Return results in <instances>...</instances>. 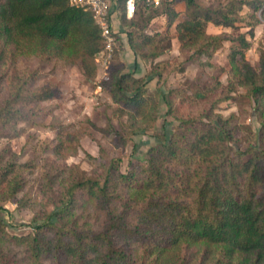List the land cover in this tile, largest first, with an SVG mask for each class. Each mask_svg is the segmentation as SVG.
Wrapping results in <instances>:
<instances>
[{
  "label": "trees",
  "instance_id": "trees-1",
  "mask_svg": "<svg viewBox=\"0 0 264 264\" xmlns=\"http://www.w3.org/2000/svg\"><path fill=\"white\" fill-rule=\"evenodd\" d=\"M177 3H182V10L174 7ZM259 5L264 10V1L259 0ZM226 7H202L195 0H163L160 13L170 26L183 11V19L174 24L178 48L198 59L210 56L226 39L224 34L206 33L208 24L234 27L236 20L229 15L231 8ZM114 10L121 23L128 26L127 43L133 53L147 50L143 58L162 53L161 40L154 38L158 34L144 31L150 18L145 17L147 9L142 4L130 18L125 17L124 0H116ZM246 26L248 31L238 34L237 45L231 46L229 62L237 54L241 57L240 49L248 45L251 27ZM0 42V63L17 50L54 52L57 56L66 53L78 57L84 71L87 61L101 51L100 31L90 12L68 0H0ZM120 69L114 66L97 85L126 116L130 133L144 131L155 118L154 97L146 93L142 78L121 73ZM233 69L262 117L264 54L259 55L257 70L243 60ZM176 91L167 90L164 97L168 112L172 111L169 95ZM48 96L49 92H44L26 99L16 93L10 102L0 105V121L4 123L13 111L16 113L19 100L34 105ZM200 96L199 92L193 95ZM213 115V120L209 118L201 125L178 118V128L166 138L158 136L147 150L146 164L138 169L122 174L109 165L102 181L85 176L67 179L55 209L30 234L9 235L0 220V264H15L2 261L1 255L17 248L23 252V264H133L113 237L129 238L134 233L145 234L150 240L147 264H160L164 254L175 248L193 249L191 259L199 249L200 262L213 252V264H232L233 260L235 264H264V194L258 192L264 185V152L253 150L246 159L234 158L228 146L230 127L219 114ZM25 165L6 162L0 167V201L14 199L21 190L19 175ZM78 191L102 209L124 193L127 200L140 207L138 226L133 230L121 226V217L117 216L113 220L116 227L111 229H75V224L68 221Z\"/></svg>",
  "mask_w": 264,
  "mask_h": 264
},
{
  "label": "rangeland",
  "instance_id": "rangeland-1",
  "mask_svg": "<svg viewBox=\"0 0 264 264\" xmlns=\"http://www.w3.org/2000/svg\"><path fill=\"white\" fill-rule=\"evenodd\" d=\"M162 1L156 7H144L145 17L150 18L144 31L152 36L158 34L154 38L161 40L164 49L154 58L142 57L147 50L133 53L127 43L128 26L114 14L115 39L104 70L95 62L96 55L87 61L84 71L78 57L66 53L57 56L54 52L17 50L0 63V105L10 102L16 93L28 99L49 92L47 99L34 105L18 98L16 113L13 111L6 122L0 121V167L6 162L26 164L20 169L21 190L14 199L0 201V220L9 235L32 233L33 227L57 206L67 179L85 176L102 181L109 165L126 174L146 164L147 150L158 136L166 138L178 128V118L201 125L209 122V118L213 120V114H219L230 127L228 146L234 158L246 159L253 150L264 152V114L259 115L260 110L238 83L239 75L233 69L243 60L257 70L259 55L264 54V10L259 0H195L202 7L227 6L231 8L229 15L236 20L233 28L207 25L206 33L224 34L226 39L210 56L198 59H192L190 51L178 48L174 24L183 19V11L167 26L160 13ZM174 7L183 8L182 3ZM247 24L251 27L248 45L240 49L241 57L237 54L229 62L231 46L237 45L238 34L248 31ZM116 65L121 67V73L142 78L146 93L154 97L155 118L144 131L130 133L126 116L97 85ZM170 89L177 91L169 95L172 111L168 112L164 97ZM195 92L202 96L193 97ZM258 192L264 194V185ZM73 209L68 223L75 224V229L89 231L116 227L113 220L117 216L121 217V226L133 230L140 211L124 193L102 209L81 191L75 193ZM51 220L60 225L59 221ZM113 240L133 264H147L151 258L146 256L150 240L145 234L134 233L129 238L121 236ZM192 250L172 249L164 254L160 264H213L215 253L200 262V250L194 249L197 255L191 259ZM1 256L2 261L15 264L24 261L20 248ZM235 263L233 260L232 264Z\"/></svg>",
  "mask_w": 264,
  "mask_h": 264
},
{
  "label": "built area",
  "instance_id": "built-area-1",
  "mask_svg": "<svg viewBox=\"0 0 264 264\" xmlns=\"http://www.w3.org/2000/svg\"><path fill=\"white\" fill-rule=\"evenodd\" d=\"M161 0H124V14L130 18L139 4L156 7ZM74 6L90 12L94 23L98 26L101 39V51L94 57L96 63L106 69L110 53L114 44V30L112 19L115 14L116 0H68Z\"/></svg>",
  "mask_w": 264,
  "mask_h": 264
}]
</instances>
